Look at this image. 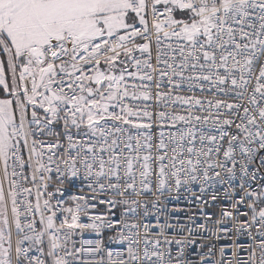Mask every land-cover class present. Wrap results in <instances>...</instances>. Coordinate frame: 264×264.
<instances>
[{
	"label": "snow or ice",
	"instance_id": "snow-or-ice-1",
	"mask_svg": "<svg viewBox=\"0 0 264 264\" xmlns=\"http://www.w3.org/2000/svg\"><path fill=\"white\" fill-rule=\"evenodd\" d=\"M0 264H264V0H0Z\"/></svg>",
	"mask_w": 264,
	"mask_h": 264
}]
</instances>
